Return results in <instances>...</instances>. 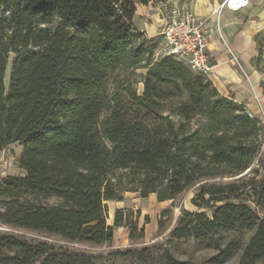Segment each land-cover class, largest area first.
Returning <instances> with one entry per match:
<instances>
[{"label":"trees","instance_id":"obj_1","mask_svg":"<svg viewBox=\"0 0 264 264\" xmlns=\"http://www.w3.org/2000/svg\"><path fill=\"white\" fill-rule=\"evenodd\" d=\"M162 1L0 0V150L21 146L18 165L24 171L0 179V223L94 244L112 241L114 226L123 223L132 238L137 225L125 210L116 209L113 224L107 223V201H121L128 191L170 200L198 178L237 175L249 167L256 147L243 130H255L256 118L233 115L228 99L218 103L224 112L214 115L218 104L210 106L199 95L188 70L174 58L165 74L181 78L189 92V104L175 113L188 117L187 105L195 107L209 120L207 131L186 135L127 120L121 100L109 94L106 84L116 81L117 72L150 64V56L134 44L146 41L134 17L137 6ZM259 59L258 52L255 68ZM130 100L149 108L146 91ZM220 125L230 126L232 134ZM261 166L264 170V160ZM239 190L236 183L203 186L201 204L193 200L197 210H184L171 236L206 239L219 229L255 227L239 264L261 259L264 222L247 204L230 198L250 193L264 207V179L250 192ZM207 194L210 199L204 200ZM210 202H221L211 218L199 211ZM0 246L27 260L46 252V246L34 250L12 236L0 235Z\"/></svg>","mask_w":264,"mask_h":264},{"label":"rangeland","instance_id":"obj_2","mask_svg":"<svg viewBox=\"0 0 264 264\" xmlns=\"http://www.w3.org/2000/svg\"><path fill=\"white\" fill-rule=\"evenodd\" d=\"M180 4H188L189 0H177ZM134 26L141 32L146 41L136 39L134 44L144 51L145 56H150L149 65L141 63L136 68L128 71L117 72L116 81L106 84L109 94H115L122 102V111L127 120L142 121L148 126H160L165 130L173 127L190 135L195 130L207 131L209 120L196 113V109L187 105L188 117L175 113L177 106L189 104V92L186 83L178 77L166 75L170 71V63L175 61L165 51L163 36V14L157 9H149L138 13ZM255 41L259 52L257 68L260 83L264 79V30L256 37ZM12 54L9 55L5 71V87L8 90L10 83V70ZM160 64V66H158ZM182 64L191 76L199 95L207 100L210 106L221 99L230 100L235 109L233 115L247 114V106L239 103L230 95L222 94L216 85L204 75L192 72ZM255 67V64H253ZM151 69V76L148 70ZM261 86V85H260ZM264 94V86H261ZM146 91L147 100L145 108L132 103V94L142 96ZM157 94V95H156ZM157 96V97H156ZM154 100V103H150ZM223 104L216 105L214 115L224 112ZM228 108V107H227ZM229 109V110H230ZM256 118V129L243 130V135L256 147L251 164L243 172L237 175L220 174L196 179L182 193L175 198L159 202L155 195L142 197L137 192H124L123 200L107 201V223L113 224L116 209L125 210L128 221L136 223L137 231L131 238L129 229L122 223L114 226L113 239L103 244H94L85 241L69 240L54 233L43 232L26 228H19L0 223V235L12 236L17 240L30 245L34 250L46 246V252L32 256L28 260L16 250H7L0 246V264H239L244 247L254 234L255 227L248 229L236 227L232 230H216L206 239L194 237L174 238L171 236L177 226L184 210L196 211L193 204L198 198L200 189L205 185L236 183L240 192H250L252 184L258 185L264 179L262 161L264 160V114L259 113ZM181 125V127H180ZM218 124L213 128H217ZM220 128L230 130L228 125H220ZM22 151L17 143L8 145L0 150V179L13 176H24V171L18 165V157ZM222 168V167H221ZM220 170V168H219ZM210 196H204L209 200ZM51 202V201H50ZM230 202H244L257 213L258 221L264 222V207L256 202V197L250 193L242 194L240 198L231 197ZM221 202H210L202 205L199 211H204L211 218L214 206ZM165 212V214H163ZM159 222L161 226H159ZM143 228V233H139ZM43 248V247H42ZM253 264H264V256Z\"/></svg>","mask_w":264,"mask_h":264},{"label":"crops","instance_id":"obj_3","mask_svg":"<svg viewBox=\"0 0 264 264\" xmlns=\"http://www.w3.org/2000/svg\"><path fill=\"white\" fill-rule=\"evenodd\" d=\"M222 1L189 0L188 3L210 33L208 53L213 63L211 81L220 93L245 104L247 110L259 118L260 112L264 114V94L253 62L258 55L255 37L264 30V0H248L247 7L236 11L222 7L214 12ZM149 9L160 11L158 4L139 5L134 22L138 13ZM232 55L236 57L238 65L233 63ZM149 195L157 198L155 193Z\"/></svg>","mask_w":264,"mask_h":264},{"label":"built area","instance_id":"obj_4","mask_svg":"<svg viewBox=\"0 0 264 264\" xmlns=\"http://www.w3.org/2000/svg\"><path fill=\"white\" fill-rule=\"evenodd\" d=\"M163 14V36L166 54L186 65L192 72L207 76L211 80L213 63L208 53L209 31L198 20L190 4H180L177 0H165L156 3ZM248 0H223L218 12L225 7L229 10H240L247 7ZM238 65L235 56L231 57ZM248 115H252L247 110Z\"/></svg>","mask_w":264,"mask_h":264},{"label":"bare ground","instance_id":"obj_5","mask_svg":"<svg viewBox=\"0 0 264 264\" xmlns=\"http://www.w3.org/2000/svg\"><path fill=\"white\" fill-rule=\"evenodd\" d=\"M228 9V8H227Z\"/></svg>","mask_w":264,"mask_h":264}]
</instances>
